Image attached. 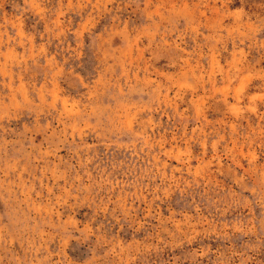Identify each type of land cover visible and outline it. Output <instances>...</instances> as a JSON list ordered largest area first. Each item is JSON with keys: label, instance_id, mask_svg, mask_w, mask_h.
I'll return each mask as SVG.
<instances>
[{"label": "rangeland", "instance_id": "obj_1", "mask_svg": "<svg viewBox=\"0 0 264 264\" xmlns=\"http://www.w3.org/2000/svg\"><path fill=\"white\" fill-rule=\"evenodd\" d=\"M0 264H264V0H0Z\"/></svg>", "mask_w": 264, "mask_h": 264}]
</instances>
